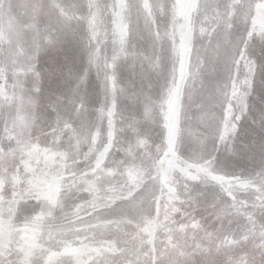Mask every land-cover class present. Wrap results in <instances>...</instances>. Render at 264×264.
I'll return each mask as SVG.
<instances>
[{
	"label": "snow or ice",
	"instance_id": "obj_1",
	"mask_svg": "<svg viewBox=\"0 0 264 264\" xmlns=\"http://www.w3.org/2000/svg\"><path fill=\"white\" fill-rule=\"evenodd\" d=\"M0 264H264V0H0Z\"/></svg>",
	"mask_w": 264,
	"mask_h": 264
}]
</instances>
